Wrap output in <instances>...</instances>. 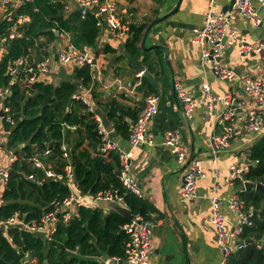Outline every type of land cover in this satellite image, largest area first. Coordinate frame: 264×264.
Listing matches in <instances>:
<instances>
[{"label":"crops","instance_id":"crops-1","mask_svg":"<svg viewBox=\"0 0 264 264\" xmlns=\"http://www.w3.org/2000/svg\"><path fill=\"white\" fill-rule=\"evenodd\" d=\"M63 1L66 15L80 9L78 0ZM114 1L122 25V29L117 34L110 29L107 16L98 14V7L88 11L98 18L101 25L97 47H89L96 54V64L91 66L94 85L88 89L81 87L76 97L93 108L90 112L95 113L96 118L103 122L109 131V139L117 147L131 150L129 135H123L118 131L110 113L114 110L118 117L127 122L130 132L132 122L136 120L145 104L146 96L154 93V90L160 95L159 111L149 125V133L154 138L155 144L135 147L131 150L133 151L132 171L142 192L140 197L151 202L156 208L149 218L154 223L150 264H218L223 256L217 247L214 227L210 220L209 196L213 193V184L215 181L219 184L218 194L225 200L223 211L232 229L238 215L228 206L227 199L245 187L242 181L239 182L240 180L232 183L227 181L230 166L234 163H245L246 159H250L249 149L261 136L254 139L250 136L233 138L228 148L215 153L213 136L223 131L222 113L225 104L223 101H217L214 110L209 112L203 103H199L193 118L187 119L173 83L174 76L180 75L183 88L200 102L204 96L202 91L204 83H209L216 94L225 95L231 91L236 96L243 97V93L237 90L236 81L218 78L213 73L212 64L205 65L201 62L200 46L193 40V29L204 23L206 13L210 9L214 12H225L231 0H217L213 7L209 6V0ZM23 2L24 0H14L7 8L0 7V19L6 15H13ZM179 3L180 8L177 12L152 26L144 48L143 38L149 24L172 12ZM257 8L262 18L260 25H254L246 18H239L236 25L240 37L264 44V6L257 5ZM143 23L146 27L139 44L140 48L134 53L126 46L130 36V25ZM70 43H72L70 34L64 32L49 46L48 50L53 55V61L50 65L48 82L58 84L62 79L72 78L75 73L76 66L59 61V53ZM154 44L169 49L168 59L164 50L149 48ZM106 46L113 47L115 52L105 53ZM238 47L239 45H235L228 51L223 60L225 64L234 68L239 76L264 80V45L261 52L245 56L239 55ZM125 51L143 60L147 68L151 63L155 66L152 73L158 80L157 87L146 79L147 83L138 89L145 78L140 77L130 66L125 58ZM25 63L28 64V61L26 60ZM3 87L10 89L9 86ZM95 92L101 93V97L96 98ZM246 107L243 106L240 112L242 116L245 115ZM169 130L177 131L189 149L190 156L199 158L203 163L206 177L199 180L198 195L193 199L183 198L180 194L186 166L180 165L170 148L163 144L165 133ZM3 134V140H6L4 129ZM101 145L102 143L96 144V148L106 155L112 151L119 154L116 149L105 152L101 149ZM8 153L3 141L1 163L7 161ZM70 161L72 162L71 157ZM107 164L114 168L112 164ZM76 182L77 185L74 184L70 188L79 203L82 200L88 206H100L106 213L115 211L106 202L91 204L93 196L83 193L77 179ZM118 204L127 207L124 201Z\"/></svg>","mask_w":264,"mask_h":264},{"label":"trees","instance_id":"trees-1","mask_svg":"<svg viewBox=\"0 0 264 264\" xmlns=\"http://www.w3.org/2000/svg\"><path fill=\"white\" fill-rule=\"evenodd\" d=\"M21 15H28L30 20L18 24ZM15 25L20 34L10 37ZM145 27L144 23L130 25L126 46L134 53L140 48ZM64 32L70 34L73 44L96 48L101 25L92 12L83 16L81 10L76 9L66 15L63 0L24 1L11 20L0 19V87H10L5 104L14 120L12 124L4 119V141L6 148L18 155L1 195L0 220L8 219L15 212L25 215L26 221L39 220L55 202L71 196V188L61 180L49 178L39 184L28 177L30 174L45 177L44 171L33 163L36 155L45 163H51L56 172H64L63 143L70 147L75 176L83 193L94 196L102 190L118 188L130 211L144 220L149 219L156 208L123 187L114 169H119V154L108 151L106 155L97 150L96 144L102 143L97 118L95 113L87 111L88 105L76 97L81 87L88 89L94 85L92 67H80L72 78L62 79L58 84L28 80L26 64L20 67L17 76L9 72L10 65L18 59L35 64L34 55L50 54L49 46ZM104 52H115V49L106 46ZM148 69L153 72L155 66L151 63ZM74 79L80 84L76 85ZM145 83L147 80L143 79L138 89ZM154 93L157 92L154 90ZM101 95L94 93L96 98ZM110 116L118 131L128 136V123L114 110ZM73 125L76 128L69 127ZM46 150H49L48 155H44ZM249 158L258 163L250 166L245 178L264 182V135L250 147ZM239 194L246 206L255 211L253 225L245 226L242 238L256 241L232 252L226 264H264V190L244 189ZM130 221L119 212L106 213L100 206L79 204L74 218L69 223L59 221L49 238L17 226L7 231L2 228L0 264H108L106 258H119L125 264L130 234L124 226Z\"/></svg>","mask_w":264,"mask_h":264},{"label":"built area","instance_id":"built-area-1","mask_svg":"<svg viewBox=\"0 0 264 264\" xmlns=\"http://www.w3.org/2000/svg\"><path fill=\"white\" fill-rule=\"evenodd\" d=\"M14 0H0V7L7 8ZM30 1V0H24ZM217 0H209V6L213 7ZM80 10L83 16L93 7H98V14H105L113 33H118L122 29L121 22L116 11V3L114 0H78ZM257 5L264 6V0H234L231 8L225 12H214L209 10L206 13L204 23L193 29V40L200 46L201 62L203 64H212L213 73L222 80H230L237 82V90L243 93V97L235 95L229 91L225 95L216 94L212 91L209 83L202 85L203 99L201 102L182 86L181 76H174V89L177 98L181 104L182 111L187 119H192L194 112L199 105L203 103L209 112L213 111L217 101H223L225 108L222 113L224 122L223 131L220 134L213 136V144L215 153L228 148L230 141L233 138L241 136H250L251 139L264 135V80L261 78H253L251 76H239L236 70L225 64L224 59L228 51L235 45H239L238 53L241 56L252 53H259L263 49V43L250 41L240 37V31L236 25L239 18H246L254 25H260L262 18L259 14ZM4 18L12 19V15H6ZM28 15H21L18 18V24L28 22ZM17 26H13L10 37L19 35ZM4 40V39H3ZM96 60L95 52L89 47H79L73 43L59 53V61L64 64H71L77 67L86 65L93 66ZM53 61L52 54H44L39 62L35 64H26L24 59L14 61L9 72L13 76H17L20 67L27 65L26 71L30 75V81L48 80L50 65ZM10 94V89L0 87V154L3 146V122L4 119L10 123L14 120L10 114V108L5 104L6 98ZM160 95L156 93L148 94L145 98V104L142 107L139 115L131 125L129 133V145L131 150L135 147L153 146L155 140L149 133V125L155 115L159 111ZM243 106L245 115H241ZM87 111H93L91 106H88ZM1 112L3 114L1 115ZM97 130L101 136V148L105 152L116 149L119 152L120 168L119 178L123 187L141 196L142 192L138 185V181L132 171L131 160L133 151L117 147L109 139V131L104 126L103 122L97 119ZM75 128L76 126H69ZM163 144L168 146L171 152L175 155L176 160L180 165H185L180 194L183 198L193 199L197 194L198 182L201 178L206 177V172L203 163L199 158L191 157L189 149L184 144L181 136L175 130H169L165 133ZM63 158L65 160L64 172L58 173L53 168L51 163H45L39 156L34 157V165L44 171L45 177L38 178L30 174L28 177L41 184L44 179H55L65 182L69 187L76 184L74 166L70 161V147L63 143ZM7 161L1 163L0 157V202L2 192L8 182L10 171L13 164L18 159V155L8 150ZM49 150L44 152L48 155ZM254 164L258 160H253ZM250 164L234 163L230 166V172L227 181L232 183L241 180L243 183L247 181L245 174L249 171ZM218 176V174H217ZM264 184V182H261ZM219 184L215 181L213 184V193L209 196L211 201V216L210 220L215 231L216 244L222 253V260L218 264H226L228 257L234 251L244 247L245 239L242 234L245 226L253 225V215L255 213L253 207H247L241 199L240 191L232 194L227 199L228 206L237 213L238 219L234 227L231 229L227 223L226 215L223 211L225 200L218 194ZM91 204L107 201H124L123 195L118 188H109L98 192L92 198ZM79 204L88 205L71 194L70 197L63 201H57L54 207L44 213L39 220L26 221L25 215L15 212L6 220H0V229L8 230L9 227H20L33 232L37 235L51 237L56 229L59 221L69 223L77 213ZM140 220V221H139ZM154 223L149 219L144 220L137 216L129 223L125 224V230L130 234V241L126 246L125 264H150V256L152 252V234ZM259 247L262 245L259 244ZM118 259V258H117ZM120 260V259H118ZM124 263V262H123Z\"/></svg>","mask_w":264,"mask_h":264},{"label":"water","instance_id":"water-1","mask_svg":"<svg viewBox=\"0 0 264 264\" xmlns=\"http://www.w3.org/2000/svg\"><path fill=\"white\" fill-rule=\"evenodd\" d=\"M234 3V0H231L230 4L228 5V9L231 8L232 4ZM180 8V3L177 5V7L170 12L169 14L160 17L158 19H155L153 22H151L146 30L145 36L143 38V44L142 46L144 48L145 47V43H146V39L148 37V33L150 31V29L152 28V26L157 23V22H161L163 20H165L168 16L174 14L175 12H177ZM227 9V10H228ZM226 10V11H227ZM57 34H59L57 32ZM150 49H155V48H160L162 50L165 51L166 54V59H168L169 57V49L166 46H162V45H158V44H154L151 45L149 47ZM125 58L127 59L128 63L130 64V66L133 68L134 71H136L138 73V75L140 77H144L145 79H147L151 85L153 86H158V80L156 79L155 75L147 68V66L145 65L143 60H140L138 58H136L131 52L129 51H125L124 52ZM225 57H221L218 59H224ZM36 62L40 61V57L39 56H35ZM58 59V56H57ZM94 64H96V60L94 61ZM79 70V67H75L74 68V72H77ZM76 85H79V81L78 80H74L73 81ZM3 114V112H1V115ZM134 123V121L132 122ZM214 135V134H213ZM101 148L103 147V145L100 146ZM101 160V158H99ZM245 163L247 164H254V161H251L250 159H246ZM109 165V164H108ZM110 168H112L111 165H109ZM115 173L119 176L120 172L119 170H115ZM244 187L245 189H257V190H264V184L261 182H254L251 180H247L244 182ZM106 203H108L115 211L119 212L120 214H122L123 216H125L126 218L133 220L135 219V215L130 211L129 208L121 206L120 204H118V202L115 201H107ZM140 221V220H139ZM95 239V238H93ZM256 240L253 238H247L245 239V243H249V242H255ZM262 245L264 246V240L262 241ZM64 249V248H63ZM106 261L108 264H123L122 260H118L117 258H106ZM47 262V260H46Z\"/></svg>","mask_w":264,"mask_h":264}]
</instances>
